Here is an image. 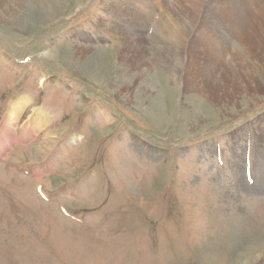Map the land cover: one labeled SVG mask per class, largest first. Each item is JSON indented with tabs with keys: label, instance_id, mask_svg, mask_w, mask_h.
<instances>
[{
	"label": "rangeland",
	"instance_id": "1",
	"mask_svg": "<svg viewBox=\"0 0 264 264\" xmlns=\"http://www.w3.org/2000/svg\"><path fill=\"white\" fill-rule=\"evenodd\" d=\"M174 2L194 17L182 51L174 30L188 22ZM263 10L264 0L0 10V128L26 102L0 155V264H264ZM192 41L224 48L228 81L237 70L244 82L184 93Z\"/></svg>",
	"mask_w": 264,
	"mask_h": 264
},
{
	"label": "bare ground",
	"instance_id": "2",
	"mask_svg": "<svg viewBox=\"0 0 264 264\" xmlns=\"http://www.w3.org/2000/svg\"><path fill=\"white\" fill-rule=\"evenodd\" d=\"M154 1L156 2V6H159V3L161 4V2L162 3L165 2V0H161V2H159V3L156 0H154ZM28 2H30V0H0V10L3 13H12V14H15V15H19L21 12L24 13V4L28 3ZM58 11H59V9H58ZM58 11L55 10L54 12L57 13ZM51 12L53 14H55L53 11H51ZM170 12L172 14H174L175 16L176 15H178V16L182 15L183 17L186 18V21L188 22V27L186 29L185 28L183 29L182 28L183 26H182L181 28L176 27L177 30H174V33H175V36H174L175 47L182 51L183 50L182 46L184 44H186V37L188 36V33L190 32L189 30H190V28L193 27L192 26V24L194 22V17L192 18L193 12L191 10H188L186 7H178L175 4V2L173 4ZM138 17H139V21L137 23H138V25L142 26L141 23L144 24L146 22L145 17H143L142 15H140ZM262 22L264 24V10H263V15H262ZM186 25H187V23H186ZM240 35H239V37H240ZM248 38H249L248 36L245 37V39H248ZM142 41H144V40H142ZM252 42L255 43V41H252ZM221 55H223V57H221ZM224 55H227V51H225L224 48H223L222 51L216 50L215 52H212L210 50V47H209L208 44L203 43V42L192 41V45H191V49H190V53H189V57H190L189 66H188V69H187V72H186V76L184 78V87H183L184 91L183 92L184 93H186V92L188 93V90L196 91L198 93V95L200 97H202L201 99H203V98L205 99V98H207V97H205L207 94L210 95V96L211 95L213 96V92H215L220 87H225V86H229L230 87L231 85H235V87H239L240 84H242V82H244V78H242V76L238 75L239 71L236 70V74H235L234 78L231 80V82L228 81V78H229V74L228 73L230 72V69L232 67L229 64H227L225 66L224 59H223ZM143 56L144 55L142 53V55H140L137 59L138 60H140V59L142 60ZM208 58H210V59L208 60ZM254 59H256V58H254ZM128 60H132V59H130V57H128L126 59H123L124 62L128 61ZM139 65H138V63L137 64L132 63L131 67H133L136 70H140L139 69L140 68ZM131 67H129V68H131ZM242 67H243V65L240 67L241 69H239V70L243 71ZM221 69H224V75L223 76L220 75V70ZM245 71H246V68L244 70V73L247 74V76H248V73L245 72ZM139 72L141 73V71H139ZM215 80H219V83H218L217 86L215 85ZM225 82L227 84H224ZM213 97H215V96H213ZM25 106H26V102L22 98L17 100V101H15V102H12L9 105V108L7 109L5 118H4L3 122H2V126L0 128V155H3L4 151L9 146H11L12 143L14 142V140H13V138L11 136L12 128L16 124V122H17L20 114L24 110ZM38 112L39 111H36L34 116H36V114L39 115ZM31 123L32 124H29V125H30L32 130H34L35 128L38 127L37 124L34 123L33 121H31ZM208 259L217 260V256L216 257L215 256H210Z\"/></svg>",
	"mask_w": 264,
	"mask_h": 264
}]
</instances>
